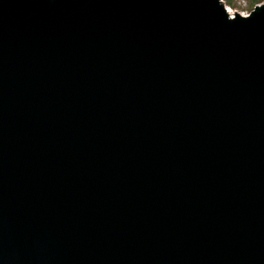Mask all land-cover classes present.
<instances>
[{
    "label": "water",
    "instance_id": "1",
    "mask_svg": "<svg viewBox=\"0 0 264 264\" xmlns=\"http://www.w3.org/2000/svg\"><path fill=\"white\" fill-rule=\"evenodd\" d=\"M0 264H264V1L0 0Z\"/></svg>",
    "mask_w": 264,
    "mask_h": 264
},
{
    "label": "rangeland",
    "instance_id": "2",
    "mask_svg": "<svg viewBox=\"0 0 264 264\" xmlns=\"http://www.w3.org/2000/svg\"><path fill=\"white\" fill-rule=\"evenodd\" d=\"M229 14L239 13L241 15L249 14L251 11L250 0H222ZM264 0H261L263 2ZM260 2V3H261ZM259 4V3H258Z\"/></svg>",
    "mask_w": 264,
    "mask_h": 264
},
{
    "label": "trees",
    "instance_id": "3",
    "mask_svg": "<svg viewBox=\"0 0 264 264\" xmlns=\"http://www.w3.org/2000/svg\"><path fill=\"white\" fill-rule=\"evenodd\" d=\"M261 0H250V6L253 8L256 4L260 3Z\"/></svg>",
    "mask_w": 264,
    "mask_h": 264
},
{
    "label": "built area",
    "instance_id": "4",
    "mask_svg": "<svg viewBox=\"0 0 264 264\" xmlns=\"http://www.w3.org/2000/svg\"><path fill=\"white\" fill-rule=\"evenodd\" d=\"M247 14H244V16H246Z\"/></svg>",
    "mask_w": 264,
    "mask_h": 264
},
{
    "label": "bare ground",
    "instance_id": "5",
    "mask_svg": "<svg viewBox=\"0 0 264 264\" xmlns=\"http://www.w3.org/2000/svg\"><path fill=\"white\" fill-rule=\"evenodd\" d=\"M229 11V10H228Z\"/></svg>",
    "mask_w": 264,
    "mask_h": 264
}]
</instances>
